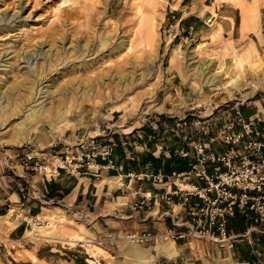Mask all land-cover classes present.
Instances as JSON below:
<instances>
[{
  "label": "rangeland",
  "instance_id": "obj_1",
  "mask_svg": "<svg viewBox=\"0 0 264 264\" xmlns=\"http://www.w3.org/2000/svg\"><path fill=\"white\" fill-rule=\"evenodd\" d=\"M178 1L0 0V107L25 102L19 114L0 124V181H20L25 188L19 190L21 202L12 205H17L14 218L24 221L23 232L10 239L0 226V264L135 263L128 257L127 232L107 234L93 221L94 214L86 217L74 208L66 215L56 200L27 207L30 186L21 179L24 171L42 175L27 169L36 161L48 170L66 165L71 171L66 161L72 160L73 166L78 159L94 163L101 157L94 154L104 146L119 141L127 146L126 141L146 133L165 136L166 145L181 140L175 134L187 135L188 142L220 139L224 124L235 120L237 110L248 118L244 112L251 111L257 100L264 104V43L259 50L253 41L237 48L232 38L224 37L223 24L217 20L216 7L222 1L239 5L243 20L247 1L193 0L195 7L202 5L201 13L211 10L210 26L189 40L177 37L171 42L164 38V30L179 21ZM253 1L248 16L257 13L258 20L260 13L263 18L264 0L263 7ZM255 22L250 29L257 32L262 24L258 20L256 27ZM229 43L243 57L236 81ZM211 77L214 81L207 82ZM18 81L23 84L15 88ZM86 85L92 91L82 102ZM8 87L14 89L6 91ZM58 91L67 96L65 103ZM60 105L64 113L53 127L43 121L30 131L32 140L20 143L16 131L23 114L31 107L48 112ZM42 216L49 219L42 222ZM34 218L47 224L46 229H35ZM242 218L236 215L229 221L230 233L236 235L231 248L197 236L162 240L159 245L175 248V259L153 248L157 245L145 244L139 246L152 255L143 264H264V223ZM4 224L14 228L5 219ZM26 230L31 231L27 237Z\"/></svg>",
  "mask_w": 264,
  "mask_h": 264
},
{
  "label": "crops",
  "instance_id": "obj_2",
  "mask_svg": "<svg viewBox=\"0 0 264 264\" xmlns=\"http://www.w3.org/2000/svg\"><path fill=\"white\" fill-rule=\"evenodd\" d=\"M246 1L248 6L244 18L251 10L252 5L250 3L254 2L253 0ZM258 1L263 7V1ZM210 3L214 4L215 0H211ZM212 4L205 3L208 6H212ZM175 10L179 17L178 22H180L181 30H188L192 26L194 35L202 34L204 28L207 25L210 26L211 21L209 20L213 17L209 7L201 13L202 5L195 7L193 0H179ZM216 12L220 17L217 20L223 24L224 37L232 38L237 48L250 41L256 44L258 50L259 46H263V25L256 32L257 28L253 30L250 29L251 25L244 24L242 9L239 5L222 1L216 7ZM262 19L259 13L258 20L261 24L263 23ZM258 20L255 18L256 27ZM218 31L221 32L220 27ZM244 113L255 123L257 121L259 127L264 128L260 122L264 121L263 102L257 100L251 111L247 114ZM176 136L181 140L175 138L173 143L169 142L170 146L166 145L167 138L165 136L157 135L156 137L146 133L144 137L139 135L137 140L126 141L127 146L119 141L121 138L116 137L119 142L110 154L111 165L109 160L99 157L94 163L85 159H82V163H80V159H78L76 165L79 170L74 173H71L66 165L60 166L65 170L59 169V172L53 176L36 175L24 171L22 177L24 179L21 180L28 182L30 186L28 200L31 203L27 207L31 210L38 202L47 204L49 201L56 200V203L62 207L60 210L65 211L66 215H70L68 214L69 211H75L74 208L77 209V213L86 217L91 213L94 214L93 221H98L97 224L102 226L104 231L110 235L145 230L161 232L173 227L174 224H181L183 228L189 226L192 219L187 214V207L200 200L193 196L186 204L178 195L172 196L170 202L164 197L178 188L173 184L172 173L190 170V164L195 157L192 143L198 139L195 138L188 142L185 140L188 138L187 135H173V137ZM192 138L190 137V139ZM182 148L189 150L192 157H181L177 151ZM225 149H227V145L214 143L209 150L223 152ZM213 166L209 162L210 174L214 173ZM160 171L165 175L164 180L160 183L153 182L150 176L158 174ZM22 184L23 182L20 181H16V184L0 181V226L4 228L3 235H7L10 239L18 237L23 232L24 221L14 218L17 205L12 206L14 203L21 202L19 190H21L20 185ZM193 184L200 187L207 186V183L199 178H193L192 181L185 183L178 181L180 188H191L189 185ZM144 196H151L152 199L143 206L136 205L135 203L140 202ZM12 207L15 208V211L11 220H17L19 224L9 229V226L4 224L3 218L8 215ZM91 207L94 208L93 212ZM57 214L60 213L57 212ZM155 245H159V243Z\"/></svg>",
  "mask_w": 264,
  "mask_h": 264
},
{
  "label": "built area",
  "instance_id": "obj_3",
  "mask_svg": "<svg viewBox=\"0 0 264 264\" xmlns=\"http://www.w3.org/2000/svg\"><path fill=\"white\" fill-rule=\"evenodd\" d=\"M264 28V17H263ZM194 36V28L182 31L180 23L175 21L164 30V38L174 41L177 37L189 40ZM235 120L226 122L220 132V139L211 137L208 141L197 140L192 143L195 157L190 164L189 171L173 172L171 177L177 190L167 194L164 198L170 202L172 196H180L182 202L189 203L195 196L200 201L188 205L187 214L192 219L189 226L184 228L181 224H174L163 231L145 230L142 232H129L127 237L139 245L156 244L162 240H184L191 236L208 238L217 241L222 247L231 248L236 235L230 233L229 221L236 215L244 216L247 220L264 223V128L259 127L254 120L244 117L241 111L235 112ZM217 140V141H216ZM227 145L223 152L209 150L214 143ZM126 144V143H124ZM117 146L116 142L102 148V151L94 154L112 164L110 154ZM183 158H190L191 153L184 148L177 151ZM32 160V156L27 157ZM65 162V161H64ZM71 173L79 168L72 165V160L66 161ZM212 163L214 173L210 174L208 164ZM48 166L36 161L27 169L35 170L44 176H53L62 168L59 165ZM153 182L160 183L165 175L160 171L151 175ZM193 178H199L207 183L206 187L189 185L191 188H180L181 183L190 182ZM24 192L25 188H21ZM23 197L26 194L23 193ZM152 199L151 196L135 203L143 206ZM28 224L30 223L27 221ZM35 223L40 220L34 218Z\"/></svg>",
  "mask_w": 264,
  "mask_h": 264
},
{
  "label": "bare ground",
  "instance_id": "obj_4",
  "mask_svg": "<svg viewBox=\"0 0 264 264\" xmlns=\"http://www.w3.org/2000/svg\"><path fill=\"white\" fill-rule=\"evenodd\" d=\"M256 16H257V13H255L251 17L247 15L246 18L243 19L244 20V24L252 25L251 23L253 22V20H255ZM244 29H245V26H244ZM218 30H219V28H218ZM218 30L216 31L217 33L219 32ZM211 34H212V32H209L208 33V35H211ZM228 46L232 49V52L234 54V62H235L234 63V69L237 72H235V75L232 78L235 79L234 81H236V79L240 75V71H241L240 68H241V66L243 64V57H240V55H239V54H241V53H239L240 51L237 50V48H236V51H235L234 48L231 46V43H229ZM122 47H123V45L119 46L118 48H122ZM85 48H86V46H85ZM129 48L132 49V47H129ZM237 51H239V52L237 53ZM199 65H200V67H203L204 63H200ZM216 71H217V69H216ZM21 81L20 82L18 81V83H16L17 86H15V88H17L18 86H20L21 84H23V83H21ZM31 81H29V82H31ZM212 81H214L212 79V77L207 79V82H212ZM226 83L228 84V81ZM65 88H67V87H65ZM82 88H83L82 89L83 91L81 92L80 95L82 97L81 101L83 102L85 99H88V96L90 95V92L92 91L91 90L92 87H91V85H86V86H84ZM13 89H14V87H8L6 89V91H11ZM52 92H55V91H52ZM58 92L60 93V96H62L61 99H60L62 101L61 103H63V101L65 99H68V98H66L67 96L63 95L62 92H60V91H58ZM29 95L31 96L32 94H29ZM24 96H26V95H24ZM27 97H29V96H27ZM29 98H31V97H29ZM24 103L25 102L22 101V104L21 105H17L16 106V104H15V106H13V105H5L3 108L0 107L1 108L0 109V124L2 125L4 123H6L12 116H15L18 113V110L21 111L22 108L25 105ZM64 103H65V101H64ZM63 107H64V105L63 106L60 105V107H58L57 109L52 108V110H49L48 112H43V110H40L38 108L31 107L26 114H23L22 119L17 123V131L16 132H17V136H18V139H19L20 143L22 141H24V140H26V141L27 140H32L33 139V134L30 135L29 134L30 131L37 129V127L39 126V124L42 123L43 121H46L51 127H53L52 126L53 125V121L56 120L58 117H61L62 113H64V110L63 109H65V108H63ZM53 111L55 112L54 114H52ZM65 120H66V118H65ZM14 211H15V208L12 207L10 209L8 215H6L3 219H5V221L7 223L11 224L13 227H16L19 224L18 221H13V222L11 221V216L14 213ZM43 215H44V213H43ZM45 215H46V213H45ZM39 217H41V216H39ZM51 217H53V216H51ZM42 218H43L41 220L42 222L45 219H49L47 216H42ZM46 226H47V224L45 225L43 223H40V225L38 223L33 224V227L35 229H37V230L46 229ZM30 232H31L30 230H26L25 236L27 237L28 235H30ZM35 235L38 236V232L37 233L35 232ZM125 237H126V243H127V245H130V249L128 251V257H130L133 261H135V263H133V264H143V262L146 261V259H148V258L151 257L152 254L149 252L148 249H146V250L142 249L139 246V244H137L136 242H133L127 236H125ZM153 248L159 250L161 253H164L170 259H175V257L177 256V252L175 251V248L173 246H165V245H162L161 246V245H157V246H155ZM232 262H233V264H240V263H237L235 261H232Z\"/></svg>",
  "mask_w": 264,
  "mask_h": 264
},
{
  "label": "trees",
  "instance_id": "obj_5",
  "mask_svg": "<svg viewBox=\"0 0 264 264\" xmlns=\"http://www.w3.org/2000/svg\"><path fill=\"white\" fill-rule=\"evenodd\" d=\"M236 215H238V214H236ZM236 215H235V216H236ZM235 216H234V217H235ZM234 217H233V218H234ZM233 218H232V219H233ZM244 219H245V217L243 216L242 220H244ZM229 227H230V226H229ZM244 259H245V258H244ZM245 260H246V261H249L248 259H245ZM78 263H79V264H86L84 261H79V260H78ZM248 264H250V262H249Z\"/></svg>",
  "mask_w": 264,
  "mask_h": 264
}]
</instances>
